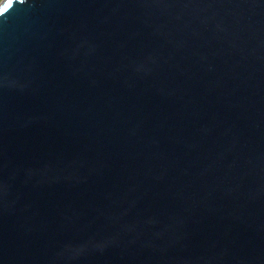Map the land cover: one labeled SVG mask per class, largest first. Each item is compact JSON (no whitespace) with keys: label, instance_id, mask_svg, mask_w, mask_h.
Listing matches in <instances>:
<instances>
[{"label":"water","instance_id":"obj_1","mask_svg":"<svg viewBox=\"0 0 264 264\" xmlns=\"http://www.w3.org/2000/svg\"><path fill=\"white\" fill-rule=\"evenodd\" d=\"M0 264H264V0L16 3Z\"/></svg>","mask_w":264,"mask_h":264},{"label":"snow or ice","instance_id":"obj_2","mask_svg":"<svg viewBox=\"0 0 264 264\" xmlns=\"http://www.w3.org/2000/svg\"><path fill=\"white\" fill-rule=\"evenodd\" d=\"M18 4H25L26 0H5L2 8H0V21L5 19V14L9 12L10 9L14 7V5Z\"/></svg>","mask_w":264,"mask_h":264}]
</instances>
